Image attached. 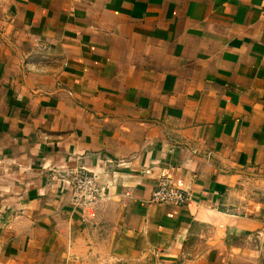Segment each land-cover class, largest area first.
Listing matches in <instances>:
<instances>
[{
    "label": "crops",
    "instance_id": "crops-1",
    "mask_svg": "<svg viewBox=\"0 0 264 264\" xmlns=\"http://www.w3.org/2000/svg\"><path fill=\"white\" fill-rule=\"evenodd\" d=\"M9 261L264 264V0H0Z\"/></svg>",
    "mask_w": 264,
    "mask_h": 264
},
{
    "label": "built area",
    "instance_id": "built-area-1",
    "mask_svg": "<svg viewBox=\"0 0 264 264\" xmlns=\"http://www.w3.org/2000/svg\"><path fill=\"white\" fill-rule=\"evenodd\" d=\"M101 195L102 189L97 183L95 175L85 168L77 171L72 187L71 201L77 206H88L97 201ZM191 197L192 193L190 191L181 188L170 175L164 174L158 180L151 200L156 203H170L182 206Z\"/></svg>",
    "mask_w": 264,
    "mask_h": 264
},
{
    "label": "rangeland",
    "instance_id": "rangeland-1",
    "mask_svg": "<svg viewBox=\"0 0 264 264\" xmlns=\"http://www.w3.org/2000/svg\"><path fill=\"white\" fill-rule=\"evenodd\" d=\"M25 254H28V252H26ZM28 258L30 259L31 257H30V253L28 254ZM23 260H25V259H23ZM9 264H16L15 262H11V261H9ZM18 264H38V263H33L32 261H25V262H19ZM40 264H43V263H40ZM109 264H128V263H109Z\"/></svg>",
    "mask_w": 264,
    "mask_h": 264
}]
</instances>
